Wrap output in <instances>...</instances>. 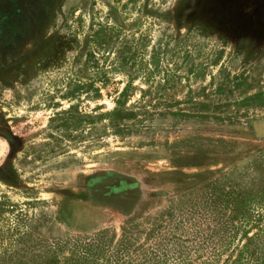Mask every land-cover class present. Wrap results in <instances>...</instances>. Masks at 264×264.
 Masks as SVG:
<instances>
[{"label": "rangeland", "instance_id": "obj_1", "mask_svg": "<svg viewBox=\"0 0 264 264\" xmlns=\"http://www.w3.org/2000/svg\"><path fill=\"white\" fill-rule=\"evenodd\" d=\"M263 4L0 0V264H264Z\"/></svg>", "mask_w": 264, "mask_h": 264}, {"label": "flooded vegetation", "instance_id": "obj_2", "mask_svg": "<svg viewBox=\"0 0 264 264\" xmlns=\"http://www.w3.org/2000/svg\"><path fill=\"white\" fill-rule=\"evenodd\" d=\"M259 1L262 4L264 0ZM263 5H260L259 8H262ZM138 185L139 183L134 180L128 182L123 175L102 172L93 175L85 187H81L73 194L85 204L91 203L95 207H104L106 205L127 216L141 201V194H137ZM78 203L77 201H68V205L74 207H77ZM80 205L82 206V204Z\"/></svg>", "mask_w": 264, "mask_h": 264}, {"label": "trees", "instance_id": "obj_3", "mask_svg": "<svg viewBox=\"0 0 264 264\" xmlns=\"http://www.w3.org/2000/svg\"><path fill=\"white\" fill-rule=\"evenodd\" d=\"M264 181V179H263ZM255 197L261 198L264 200V184L259 188L258 191H250L248 194V197L246 199H242V202L248 203L251 202L252 200L256 199ZM240 198H243L240 196Z\"/></svg>", "mask_w": 264, "mask_h": 264}, {"label": "water", "instance_id": "obj_4", "mask_svg": "<svg viewBox=\"0 0 264 264\" xmlns=\"http://www.w3.org/2000/svg\"><path fill=\"white\" fill-rule=\"evenodd\" d=\"M262 125H263V127H264V122H262Z\"/></svg>", "mask_w": 264, "mask_h": 264}]
</instances>
